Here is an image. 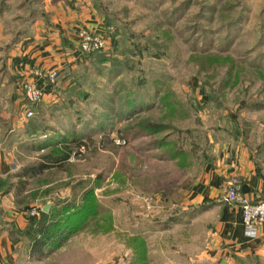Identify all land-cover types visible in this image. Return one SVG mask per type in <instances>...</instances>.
<instances>
[{"label": "rangeland", "instance_id": "obj_1", "mask_svg": "<svg viewBox=\"0 0 264 264\" xmlns=\"http://www.w3.org/2000/svg\"><path fill=\"white\" fill-rule=\"evenodd\" d=\"M90 2L98 24L77 29L79 62L18 71L16 42L42 17L44 3L0 0V133L14 134L21 164L43 152L34 145L52 148L71 134L92 140L66 169L33 177L19 198L39 196L53 206L97 201L63 261L133 264L129 251L141 241L139 229L163 232L177 223L171 219L210 202L185 209V189L193 188L199 168L190 165L191 153L211 162L237 148L264 177V0ZM82 29L100 35L102 46L80 50ZM52 69L57 74L49 83L43 74ZM34 85L41 94L32 100L27 91ZM6 117L20 121L12 125ZM159 125L165 127L155 130ZM162 152L166 157L157 156ZM143 216L150 221L138 220ZM154 238L148 239L157 244ZM184 239V231L161 233L159 243Z\"/></svg>", "mask_w": 264, "mask_h": 264}, {"label": "crops", "instance_id": "obj_2", "mask_svg": "<svg viewBox=\"0 0 264 264\" xmlns=\"http://www.w3.org/2000/svg\"><path fill=\"white\" fill-rule=\"evenodd\" d=\"M44 1L40 0L41 4L44 3L42 17L36 15L33 25L30 26L32 29L16 42L12 58L15 61L14 69H19L18 71L32 64L43 66L54 64L60 68L68 64L73 66L81 58L74 47L77 29L82 24H98L95 20V7L91 5L90 0ZM5 121L18 125L20 120L16 117L9 120V117H6ZM161 144L164 143H160L163 147ZM46 145V143L34 145V150L41 151L42 148L43 152L31 162L21 164L18 160L20 148L14 134L0 133V264H81L78 258L72 260V256L68 262L62 259L63 255L66 256L70 252L69 248L73 247L72 244L78 237L75 232L45 255L35 257L30 253L32 231L29 226L34 218L36 220L41 218L40 210H43L44 204L50 203L49 210L53 202L48 200L39 203L42 197L24 199L19 198V195L29 191V181L33 177L41 176L49 169H66L64 164L61 167L45 168L34 174L24 173L25 165L36 162L41 154L50 150L44 147ZM224 150L211 162L208 156H205L204 160L202 158L198 160L197 154H190L193 159L190 165L199 163V168L194 171L196 177L193 188L192 184H189L185 189L187 194L189 192V198L185 200V209L188 205L191 207L193 204H200L204 198H208L210 202H207L200 211L190 208L183 218L171 219V222L177 223L169 224L162 230L163 232H160L159 228L144 225L137 232V237H141L139 245L129 251V263L264 264V222L258 227L255 237L246 236L243 231L241 206L214 197L224 186L226 176L228 178L229 174L237 173L241 176L242 195L251 201L263 199L264 177L248 157V152L237 151V148ZM157 156L166 157L163 152ZM32 209L36 210L35 214L31 213ZM146 219L150 221L144 216L138 220ZM32 226L37 227L36 223H32ZM181 231L185 233L183 244L159 243L161 233L173 237ZM151 233L157 244L151 243L148 239ZM90 264H97V260L93 258Z\"/></svg>", "mask_w": 264, "mask_h": 264}, {"label": "trees", "instance_id": "obj_3", "mask_svg": "<svg viewBox=\"0 0 264 264\" xmlns=\"http://www.w3.org/2000/svg\"><path fill=\"white\" fill-rule=\"evenodd\" d=\"M145 123H142V130ZM165 127L159 125L155 130H161ZM148 131H155L154 128H148ZM90 139H83L80 135L71 134L63 136L60 140L54 141L56 145L52 146L49 151L40 155L39 159L31 164L25 165L24 173L41 172L45 168L61 167L70 161V158L78 148L83 145L87 146ZM51 142V143H54ZM89 193L86 192L85 195ZM97 201L89 202L86 197L76 202H59L50 207L45 212L40 210L41 218L32 220L37 227L33 228L32 223L29 226L31 233L30 253L32 256L40 257L60 246L72 233L79 230L87 222L88 216L97 211Z\"/></svg>", "mask_w": 264, "mask_h": 264}, {"label": "built area", "instance_id": "obj_4", "mask_svg": "<svg viewBox=\"0 0 264 264\" xmlns=\"http://www.w3.org/2000/svg\"><path fill=\"white\" fill-rule=\"evenodd\" d=\"M78 46L82 51H90L95 48H99L103 44V40L100 35L91 34L86 29L78 32ZM56 70L52 69L45 72L46 80L49 83H54L56 78ZM41 94V89L34 85L27 91V95L30 99L34 100ZM118 143H125L124 137L117 138ZM85 149V146L81 145L78 148V152L74 150L70 160L76 155L80 154ZM219 200L226 203H236L241 206V216L243 231L246 236L255 237L258 232V227L264 222V198L251 201L245 198L241 193V179L237 175H230L220 192ZM32 214L36 213L35 209L31 210Z\"/></svg>", "mask_w": 264, "mask_h": 264}, {"label": "water", "instance_id": "obj_5", "mask_svg": "<svg viewBox=\"0 0 264 264\" xmlns=\"http://www.w3.org/2000/svg\"><path fill=\"white\" fill-rule=\"evenodd\" d=\"M49 206H50L49 202L45 203L43 206V210H48Z\"/></svg>", "mask_w": 264, "mask_h": 264}]
</instances>
